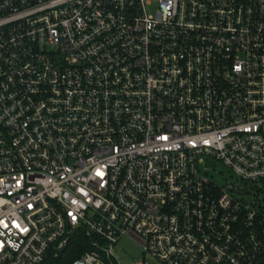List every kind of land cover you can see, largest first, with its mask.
Segmentation results:
<instances>
[{
  "label": "built area",
  "instance_id": "built-area-1",
  "mask_svg": "<svg viewBox=\"0 0 264 264\" xmlns=\"http://www.w3.org/2000/svg\"><path fill=\"white\" fill-rule=\"evenodd\" d=\"M125 236L264 264V0H0V264Z\"/></svg>",
  "mask_w": 264,
  "mask_h": 264
},
{
  "label": "rangeland",
  "instance_id": "rangeland-1",
  "mask_svg": "<svg viewBox=\"0 0 264 264\" xmlns=\"http://www.w3.org/2000/svg\"><path fill=\"white\" fill-rule=\"evenodd\" d=\"M221 171L222 175H227L228 173L224 167ZM216 177L220 183L223 182L221 177ZM112 252L120 264H139L140 262L142 264H159L153 257L144 254L137 242L130 237H122Z\"/></svg>",
  "mask_w": 264,
  "mask_h": 264
},
{
  "label": "trees",
  "instance_id": "trees-1",
  "mask_svg": "<svg viewBox=\"0 0 264 264\" xmlns=\"http://www.w3.org/2000/svg\"><path fill=\"white\" fill-rule=\"evenodd\" d=\"M78 244H81V243H78V242H72V244L69 245V249L72 251L70 257H68L67 259L65 260H62L61 262H58L60 264H67L69 263L71 260H73V257H76L80 252V248L78 246Z\"/></svg>",
  "mask_w": 264,
  "mask_h": 264
},
{
  "label": "snow or ice",
  "instance_id": "snow-or-ice-1",
  "mask_svg": "<svg viewBox=\"0 0 264 264\" xmlns=\"http://www.w3.org/2000/svg\"><path fill=\"white\" fill-rule=\"evenodd\" d=\"M73 218H75V217H73ZM5 227H7V225H5ZM17 227H18V225H17ZM24 231H27V229H24Z\"/></svg>",
  "mask_w": 264,
  "mask_h": 264
},
{
  "label": "water",
  "instance_id": "water-1",
  "mask_svg": "<svg viewBox=\"0 0 264 264\" xmlns=\"http://www.w3.org/2000/svg\"><path fill=\"white\" fill-rule=\"evenodd\" d=\"M64 249H65V247L62 248V250H64Z\"/></svg>",
  "mask_w": 264,
  "mask_h": 264
}]
</instances>
